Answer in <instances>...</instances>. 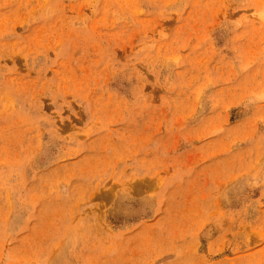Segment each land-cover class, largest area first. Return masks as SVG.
<instances>
[{
	"label": "rangeland",
	"instance_id": "1",
	"mask_svg": "<svg viewBox=\"0 0 264 264\" xmlns=\"http://www.w3.org/2000/svg\"><path fill=\"white\" fill-rule=\"evenodd\" d=\"M264 0H0V264H264Z\"/></svg>",
	"mask_w": 264,
	"mask_h": 264
},
{
	"label": "bare ground",
	"instance_id": "2",
	"mask_svg": "<svg viewBox=\"0 0 264 264\" xmlns=\"http://www.w3.org/2000/svg\"><path fill=\"white\" fill-rule=\"evenodd\" d=\"M262 95H264V94H262Z\"/></svg>",
	"mask_w": 264,
	"mask_h": 264
}]
</instances>
